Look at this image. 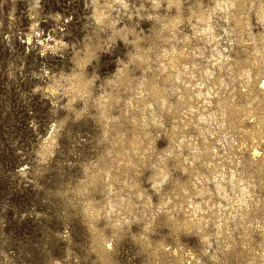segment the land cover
Instances as JSON below:
<instances>
[{
  "label": "rangeland",
  "instance_id": "obj_1",
  "mask_svg": "<svg viewBox=\"0 0 264 264\" xmlns=\"http://www.w3.org/2000/svg\"><path fill=\"white\" fill-rule=\"evenodd\" d=\"M125 1L127 6L116 2L109 7L104 6L107 18L100 17L102 21H99L95 11L100 6H97V8L93 0H0V264H103L97 256V250L102 244L101 238L98 236L96 229L90 230L89 223L92 222V217L87 210L86 203L88 198H92L96 201V204L104 207L105 202L103 200L105 201V198L110 195V191L107 189L108 184L100 182L97 184L98 186L92 185L89 193L78 192V186L89 184L88 176L91 174L90 172L96 169L98 157L108 149L109 143L107 141L102 140L101 143L99 142L103 136V121L106 119L102 116L99 107L92 104L88 105V108L83 100H78L79 103H76V107L84 109L89 114L87 117H76L75 111L67 105L69 97L62 95L60 99L57 98L58 102H56L54 90H51L52 86L55 89L56 83L53 80L55 75L60 78L61 73L66 76L76 68L79 71L81 70L78 67L77 55L80 58L85 57L87 53V50H85L87 46L85 45H99L96 49L98 50V58H94L88 64L89 66L87 65L89 75L94 73L96 75L95 94L97 95L105 90L108 92L112 90L110 82L117 80L119 70L124 65L128 69L130 68V72L133 71L131 74L137 81L143 79L144 75L140 62L136 59L131 60V57L135 52H138L139 48L134 42L137 41L139 45L143 44L141 47L145 51L153 50L151 52L152 56L155 52L164 50L168 52L170 50V44L155 34L156 26L157 31L165 33L164 35L167 36L170 35V39L175 43H180L179 45L184 48L189 47L191 53L197 52L194 58L196 59L195 65L193 66L188 62L187 65L190 68L188 67L186 70L194 75L202 71L207 83L209 80V76L206 75L208 66H212L213 70L218 72V68L211 64L212 56L218 51L231 56L232 59L247 56L245 46L237 40L242 34V36L247 37V33H245L247 31L236 25L233 17H231L230 11L236 9L232 8L228 0L222 1L223 3L221 2L219 5L212 0H203V7L198 6L199 3L196 0H184L185 7L183 6L184 11L182 9L181 14L185 19L182 18L183 21L177 25V29L169 28L171 30L164 28V24L168 23L167 19L176 15L178 11L176 6L168 5L167 0H162L163 3L157 6L154 5L152 0ZM256 2L259 3L255 0L254 4L249 3L245 7V12L251 15L253 23L251 31L255 35L258 32L264 34V20L259 16L258 11L256 14L255 10H258V3ZM32 5L38 10L35 18L38 21L37 29L39 28L38 30L43 36L42 39L44 38L50 44H54V39L62 40L65 44L56 50L43 47L39 40L40 35L32 32L31 24L34 19L30 15ZM209 5L218 7L210 6V8H215L216 12L213 17V29L214 32H218L216 43L210 42V36L205 35L201 28V21L195 17L200 8L207 11ZM158 15L161 17L159 18ZM167 16L168 18H166ZM189 17H192L191 21L187 20ZM184 35L189 38L186 43L182 41ZM94 41L96 44H94ZM262 44L264 45V43L258 41L257 46L261 47ZM241 58L243 59V57ZM216 62L220 63L222 71L224 70L223 75L227 81V88L240 92L237 89L243 91L245 90L244 85L251 83V81L246 82L249 73L245 69L240 74L242 81L239 82L235 78L234 72L227 65L225 58ZM155 63L154 60L151 62V64ZM179 75L171 87L173 102H180L177 96L186 93L185 88L181 86L183 85L182 80L185 81L184 75ZM140 76L142 78L139 79ZM252 76L254 78V73ZM62 82L67 84L65 79ZM232 84H234V87H232ZM117 86V83H115L114 87ZM121 87L123 90L126 89V86ZM48 91L49 93H45ZM236 94L239 93L236 92ZM239 97L241 98V96ZM213 101H215V110L209 114L207 113L206 116H208L210 122L204 124L202 131L206 132L208 139L214 140L216 144L218 143L217 140L209 136L207 129L213 130L214 133L215 131H222L220 134L224 147L219 143L218 145L222 150V154L226 157L225 161L229 162H225L227 166L233 165L230 159L236 158L234 153L239 152L240 149L237 148L236 150L233 146L230 134L234 132L238 135V138H241L243 133H239V135L233 128L226 129L219 126L218 120L221 118V115H219V113L221 114L219 112L220 105L216 100ZM152 102L151 113L144 112L146 115L144 127L146 131L156 135V145L160 151L164 152L171 145L170 138L166 136L165 131L169 127V123L173 121H169L170 117H167L164 121L163 115L168 113L160 109L161 107L155 99H152ZM120 103L112 105L111 112L114 116L122 115V104ZM117 105L121 106L118 108ZM257 106L255 105L259 110ZM134 111L137 112V109ZM134 111L131 113L135 114ZM260 112L263 111L260 110ZM190 114L192 113L190 112ZM153 116L162 119L164 123L168 122L167 126L163 128L154 125ZM127 119L125 118V120ZM59 120L62 122L60 123ZM248 120L250 122L248 124L251 125L254 119ZM192 122L187 123L185 131L188 134L195 135L197 129ZM225 122L228 124L227 118ZM191 123L194 125L192 126ZM126 125L127 127H123L128 130L127 133H133V124L129 119L125 122ZM55 131L59 132L57 145L53 144L46 147L47 138L51 133L54 132L55 134ZM246 140L247 144L251 146L252 138L248 137ZM102 142L106 143L103 144ZM184 151L191 154H201L192 145L185 148ZM176 160L174 156L169 159L171 172L161 181L162 189L167 188L170 190L172 187L174 188L173 177L177 176V178L185 180V183L191 178L186 171L176 165ZM238 165L236 168H243V165ZM200 169L205 174L210 173L207 166L200 165ZM154 171H156L155 164L149 162L142 178L145 191L152 195L151 200L154 203H158L161 190L158 191L154 188V179H151L150 176L155 173ZM156 178L160 179L159 177ZM250 179L249 182L251 183L248 184V187L251 188L249 190L255 199L253 200L246 193V199L249 203L248 208L242 214L238 213L235 217L230 218L226 233L216 223L214 224L217 221V213L212 210V201L207 204L204 203V192L192 196L193 199L195 198L198 201V204L211 208L213 212L210 210L208 217L209 223H212H210L208 231L210 233H207L204 238H199L200 236L196 231L190 233L180 230V233H177L173 229V225H168L169 222L163 218L165 213L161 211L159 205L158 214L154 219V229L151 228L155 232L145 228L149 212L143 206L138 208V211L143 212L137 211L133 215H128L125 220L121 219L115 227L116 233L110 232L112 231V228L109 227L111 226L110 219L103 215L99 220L100 222L98 221L99 224L98 222L96 224L98 228L103 229L105 233L103 239L106 243H109L107 244V258H110L109 260L113 261L114 264H147L148 261V263H151L152 255L150 249L145 247L144 241L146 239L140 237V234H148L151 237L154 235L152 238L157 240L164 239L163 241L166 244L171 242V244L168 243L167 247L178 246L177 244L180 243L181 238L183 245L188 250L195 251L196 256H198L194 264H263L264 248L261 246L263 237L260 233V226L264 224V169L256 170L254 177ZM223 183L227 187L226 192H223L224 196L218 197L216 194L214 196L222 202L221 212L218 214L225 222L223 206L228 205L230 199L235 196L237 188L232 182L223 181ZM206 185L215 191L213 183ZM252 185L254 186L252 187ZM117 187L120 188L121 184L114 183V185H111L114 192L119 190ZM64 188L66 191H64ZM69 188H73V190ZM123 189H126V187H123ZM123 192L122 194H125V197L130 196L129 193ZM116 198L113 202L114 206H117L119 202L118 197ZM258 201L263 204L260 207L261 209L257 206ZM176 211H174L175 216L184 217L182 210H179L178 214ZM212 225L214 226L212 227ZM142 240H144V243ZM165 264H174L169 254Z\"/></svg>",
  "mask_w": 264,
  "mask_h": 264
},
{
  "label": "bare ground",
  "instance_id": "obj_2",
  "mask_svg": "<svg viewBox=\"0 0 264 264\" xmlns=\"http://www.w3.org/2000/svg\"><path fill=\"white\" fill-rule=\"evenodd\" d=\"M93 1L96 7L100 6L99 8L97 7L98 9H96L95 11V15L97 16V19L99 21H102L100 20V17L107 18V15L105 14L104 11L105 10L104 6L109 7L110 5H113V3L115 2L127 6V2L125 0H104L103 2L101 0H93ZM152 1L154 2L155 6L163 3L162 0H152ZM212 1H214L217 5H219L224 0H212ZM228 1L232 6V8L234 7L236 9L233 11H230L231 9L229 10L231 13V17H233L236 25L243 27L244 30L247 31L245 32L247 33V37L242 36L243 35L242 34L237 38L238 42H241V44L243 43V45L245 46V51L247 52L246 54L247 56L246 57L241 56L243 57V59L240 56H239L240 58L236 57L232 59L231 56L225 55L222 51H218L216 54L212 56V60H211V64L214 67L218 68V72L214 71L212 66L210 65L208 66V72L206 74L209 76L208 83L206 82V79L204 78L202 71L199 72L197 75H194L192 72L186 70L188 67L190 68V66L187 65L188 62H190L191 65L193 66L195 65L194 62L196 59L194 58H195V53L197 52L194 50L195 53L194 52L191 53L188 49L189 47L184 48L181 45H179L180 43L178 44L175 43L172 39H170L169 37L170 35L167 36L164 35L165 33L163 34L160 31H157L158 30V29L156 30L157 26L155 27V34L162 37L166 42L170 44L169 47L170 50L168 52H166L165 50L155 52L153 57L151 55V52L153 50L145 51L141 47L143 44L139 45L137 41L134 42L135 45L138 46L139 48H138V52L137 53L135 52L133 54L131 60L136 59L141 64V69L144 75L141 81L140 80L137 81L135 77L131 74V72L133 71L130 72L129 70L130 68L128 69V67L124 65L123 68L122 69L120 68L119 70L117 80L116 81L113 80L110 82L112 86V90L110 92L105 90L99 95L95 94L96 75L95 73L93 75L92 74L89 75L87 65L90 64V62H92L94 58H98L97 56L98 50L96 49L99 47V45L90 46L89 44L85 45L87 46V49H85L87 50L85 57L80 58V56L77 55L78 57L77 63L79 65L77 66L80 67L81 69L80 71L76 68L72 73H69L66 76L63 73H61L60 78L58 77V75H55V78L53 77L54 78L53 80H55L56 84H55V89L52 86L51 90H54L56 102H58L57 98L60 99L62 95L68 96L69 101L67 102V105L71 110L75 111L76 117L78 116L79 118V117H87V115L89 114L88 112L86 113L84 109L82 110L76 107V103L77 102L79 103L80 100H83L85 106L87 107L88 105H92V104L99 107L102 116L104 117V119H106L104 121L102 120L104 127L103 136L99 142L101 143L102 140L107 141L109 143L108 149L107 150L105 149L106 151H104L105 152L104 154L103 152H101L103 155L98 157L99 160L98 162H96L97 163L96 169L90 172L91 174H89L88 176L89 184L88 185L82 184L78 186V192L80 191V193H89L91 191L92 185L96 186L100 182L108 184L107 189H109L110 195H108L105 198V201L103 200V202H105L104 207L96 204L95 203L96 201H94L92 198H88L86 203L87 210L90 213V216L92 217L91 218L92 222L89 223V227L91 229L90 228L89 229L90 230L96 229L98 236L101 238L102 244L97 250L98 253L97 256L100 258L99 260H101L103 264H114L112 263L113 261L111 262L109 260L110 258L109 259L107 258V250H108L107 244L109 243H106L105 239H103L105 233L103 229H101V227L98 228L97 227L98 225L96 224L102 218L103 215L106 216V218L110 219L111 226L109 227L112 228V231L110 232L116 233L115 227L119 223V221L121 219L125 220L128 217V215H133L137 213L138 208L143 206L149 212V217L148 219H146L145 228L152 230L151 228L154 229L153 227L155 225L154 219L156 218V214H158L157 210L159 205L161 206L160 207L161 211L165 213V217L163 216V218H165L169 222L168 225H173L174 227L173 229L177 233H180L179 232L180 230L182 231L185 230L190 233L191 231L192 232L196 231V233H198L200 236L199 238L201 237L204 238L205 236H207L206 235L207 233H210L208 231L211 222L209 223L208 217L211 208L207 206L203 207L202 204H198V201L195 200V198L194 199L192 198L193 195L200 192L201 193L204 192L203 193L204 203L207 204L210 201L213 202L212 210H214L213 212L217 213V221H215L214 224L216 223L224 233H226L228 230L230 218L235 217L236 214L238 213L242 214L248 208L249 203L248 200L246 199V193L249 194L253 200L255 199L254 195L249 190L250 187H248V184L251 183L249 182L251 180L250 178L254 177V173L256 170L264 169V45L262 44L261 47L257 46L258 41L264 43V34L263 32L262 33L258 32L255 35L254 32L251 31L253 24L250 17L251 15H249L250 13L248 14L245 12V7L247 6V4L249 3L254 4L253 2L255 0H228ZM257 1H259V3L256 2L258 3V10L257 9L255 10L256 14L258 11L259 16L264 20V0H257ZM167 2L168 5L176 6L178 12L176 15L170 16L169 19H167V21L169 22L164 24V28L177 29V25L179 23L181 24L182 23L181 21H183L182 18H184L182 17L181 14V10L183 9L184 11V7H185L184 0H167ZM196 2L199 3L198 6H202L203 0H196ZM34 5H32V11L30 12V15L34 18L31 24V28L33 30L32 32H35L37 35H40L39 40L40 43L43 44L44 48L50 47L56 50L65 43L62 40L54 39V44L52 43L50 44L49 42H46L47 40L45 41L44 38L42 39L43 36L38 30L39 28L37 29L38 21L35 18L38 13V10L37 8L34 7ZM210 6L217 7L216 5H209L207 11L200 8L195 17L201 21L202 23L201 28L206 36L207 35L210 36V42L213 41V43H216L218 32L217 33L214 32L213 29L214 28L213 17L214 14H216V12H215V8H210ZM158 17L160 18L161 16L158 15ZM166 18H168V16ZM191 18L192 17H189L187 20L191 21L192 20ZM187 35H184V37L182 38V41L185 43L189 39ZM89 43L91 44V42ZM94 44H96V42ZM223 58H225L227 65L229 66L230 70L234 72L235 78L239 82L242 81V76L240 75L241 72H243L242 70L245 69L249 73L246 82L251 81V83H248V85H244L245 90L241 91V89H237L240 90V92L236 91L239 93L238 95L241 96V98L236 94L235 90H231L230 88L226 87L227 81L223 75L224 70L222 71V66L219 65L220 63L216 62ZM153 60L156 61L155 64H151ZM252 72L254 73V78H252L253 77ZM179 74L184 75L185 81L182 80L183 85L181 86L185 88L184 91H186V93L177 96L180 102H173L171 98L173 96L171 87H172V83L174 82L175 79H177V76ZM140 78L142 77L140 76L139 79ZM64 79L67 81V84H64L62 82L64 81ZM115 83H117L118 85L117 87H114ZM234 84H232L233 85L232 87H234ZM121 86H126V89L123 90ZM49 91L45 93H49ZM152 99L156 100V102L161 107L160 109H162V111L168 113L166 115L163 113L164 121H166L167 117H170L169 121L171 120L173 121L169 123V127L166 128L165 131L166 132L165 134H167L166 136H169L170 138L171 145L169 148H166L164 152L160 151L156 145L157 144L156 135L149 133V131H146L144 127V120L146 118L144 112L148 111L149 113H151L150 108H152L153 106ZM213 100H216V102H218L220 105L219 112H221V114L219 113V115H221V118L218 120L219 126L226 129L233 128L238 132V134L243 133L241 138H238V135L234 132L230 134L232 137L233 146L236 148V150L237 148L240 149L239 152L234 153L236 158L232 156L233 158L230 159L231 160L230 162L233 163V165L230 164L227 166L226 163L229 162L225 161L226 157L224 154H222V150L219 146V145L223 146L224 144L220 134L222 131L219 130L218 132L215 131L214 133L213 130L209 128L207 129V131L209 132V136L212 137L213 139H216L219 145L218 143L216 144L214 140L213 141L209 140L208 139L209 137L206 136L205 134L206 132L204 133L202 131V129L205 126L204 124L209 121L207 118L208 116H206L207 113L209 114L211 111L215 110L214 107L215 101ZM119 102H121L120 104H122V108H121L122 115L120 114L121 117L120 115H118L119 117L117 115L114 116L111 112L112 105L114 103H119ZM255 105H258L257 107L259 110H257ZM117 106L119 108L121 105L120 106L117 105ZM115 108L117 107L115 106ZM187 108L190 110H188ZM135 109H137V112L134 111ZM260 110H262L263 112H260ZM132 111L136 113L135 114L131 113ZM190 112L192 114H190ZM125 118H128L130 122H132L133 124L134 131H132L133 133L131 134H128L127 133L128 130L124 128L127 127V125L125 126V122L128 120V119L125 120ZM226 118L228 119V124L225 122ZM251 118L252 120L253 119L254 120L253 123L250 125L248 124L250 123L248 119H250L251 121ZM197 120L201 122L200 123L201 125L197 124L199 122L197 123L194 122ZM59 121L60 123L62 122L61 120ZM152 121L154 125L160 127L162 126L163 128L164 126H167L166 124L168 123V122L164 123L162 119L161 120L159 118L157 119L156 116H153ZM191 121H193L192 123L195 124V128L197 129L195 130L197 131L195 135L188 134L185 131L187 123ZM194 124H192V126ZM58 134L59 132L55 131V134L53 132L49 135V137L46 140V147H49L50 145L53 144L55 146L57 145L59 140ZM248 137L252 138L253 142L251 143V146L250 144H247L246 139ZM190 145L195 147V150H198L199 152H201V154L200 153L191 154L190 152L184 151V149L188 148ZM171 156H174L177 159L176 165L179 168L186 171L190 175L189 177L191 178L185 183V180L183 181L177 178V176L173 177V181L175 184L174 188L171 186L172 189L170 190L167 188L162 189L161 188L162 186L160 185L161 181L164 180L166 176L171 172L170 171L171 164L169 162ZM149 162H153L156 166V171H154L155 173H152L150 176L151 179H154V188L157 189L158 191L161 190L160 198H159L160 200L158 203H154L151 200L152 195L147 193L143 186L142 175L143 172L145 171V168L148 167ZM238 164L239 165L241 164V166L243 165V168L242 169H238L239 167L236 168ZM200 165L204 167L207 166L209 168L210 173L209 174L203 173L202 169H200ZM156 177H159L160 179H157ZM223 181L232 182L237 188L235 196L230 199L227 206H223L225 222L222 221L220 215L218 214L221 212L222 202L221 200H218L219 198L216 199L215 198L216 196H214L215 194L218 195V197L224 196L223 192H226L227 187L226 184L223 183ZM114 183L121 184L120 188L117 187L119 189L117 192H114L111 188V185H114ZM209 183L210 184L213 183L215 191L213 190V188L211 189V187H207L206 184L209 185ZM254 185H252V187ZM105 186L106 185L104 184V187ZM123 187H126V189H123ZM70 190H73V188ZM64 191H66V189ZM122 191L129 193L130 196L125 197L124 196L125 194L123 195ZM226 195L227 194L225 193V196ZM116 197H118L119 202L117 206H114L113 202ZM257 206L259 208L262 207L263 206L262 202L258 201ZM176 210L178 211L182 210L184 213L183 214L184 217L182 218V216L181 217L175 216L174 211ZM178 211H176V213ZM138 212H143V211L140 210ZM83 215L85 216V214ZM213 226L214 225H212V227ZM260 233L263 237V240L261 241V246L264 248V224L260 226ZM140 237L142 239H146V241L142 240V242L144 241L145 247L147 249H150L151 251L150 252L148 250L152 255L151 258L152 261L151 263H148L149 262L148 261L147 264H165L168 254L172 258V262L174 264H194V262L198 259V256H196L195 251H193L192 249L188 250V248H186L183 245V242L181 241L180 237H179L180 243L177 244L178 246L176 247H167L169 243L168 241H167L168 243L166 244L165 241H163L164 239L157 240L152 238L148 234H140ZM111 238L113 239V237ZM111 242L113 241L111 240ZM169 244H171V242Z\"/></svg>",
  "mask_w": 264,
  "mask_h": 264
}]
</instances>
